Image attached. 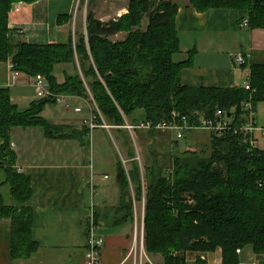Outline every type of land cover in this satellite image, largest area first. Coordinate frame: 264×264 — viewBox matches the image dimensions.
Segmentation results:
<instances>
[{"label": "trees", "instance_id": "obj_1", "mask_svg": "<svg viewBox=\"0 0 264 264\" xmlns=\"http://www.w3.org/2000/svg\"><path fill=\"white\" fill-rule=\"evenodd\" d=\"M36 1L0 0V61L11 59L15 71L44 75L54 93L80 96L95 103L98 123L118 132L131 167L128 169L122 159L118 162L120 203L116 212L120 216L113 223L134 221V202L144 199L145 248L150 255H161L162 264H186L187 252H213L218 248L224 264H239L237 251L247 245L257 254H264V150L251 148L242 135L233 131L221 136L210 133V150L200 152L189 145L186 135L184 150L180 139L174 144L171 173L155 161L151 167H144L142 179L130 136L136 128L128 126L150 122L153 132L159 123H179L183 115L198 123L201 116L214 117L218 109L235 123L245 120L240 104L250 92L244 85L182 83V70L191 60L175 58L181 52L175 23L178 6L168 0H130L128 12L116 20L103 22L89 13L87 33H78L76 41L70 37L66 42L32 44L18 39L9 28V13L14 3ZM191 3L200 12L220 7L246 9L249 26L264 28V0ZM145 18L148 24L144 29ZM120 32L127 33L123 40L111 39ZM76 62L79 71L58 82L55 65ZM250 69L256 107L264 101V65L253 64ZM49 102L55 101L38 99L28 110L20 111L8 88L0 87V161L9 165L15 161L10 149L13 127L42 126L48 135L69 129L49 123L41 115ZM174 111L179 115H173ZM84 127L83 136L88 138L90 129ZM76 131L71 129L68 135H82ZM8 172L11 198L7 200L0 191V219L11 221L12 257L28 258L40 248L32 235V181L27 174L13 169Z\"/></svg>", "mask_w": 264, "mask_h": 264}, {"label": "crops", "instance_id": "obj_2", "mask_svg": "<svg viewBox=\"0 0 264 264\" xmlns=\"http://www.w3.org/2000/svg\"><path fill=\"white\" fill-rule=\"evenodd\" d=\"M168 1L178 6L175 23L181 52L175 58L191 60V64L182 70L183 84L242 87L249 78L250 67L264 65V28L250 27L249 23L244 25L249 18L248 10L220 7L200 12L191 0ZM129 3L130 0L17 2L9 13V28L18 39L32 44L66 42L70 37L74 39L77 31L87 33L88 13L109 22L126 14ZM143 24H148V18ZM124 38L123 32L112 37L113 40ZM239 53L247 60L246 65L235 62L233 55ZM67 64L72 66L71 74L79 71L78 62ZM69 72L67 69L62 74L55 72L58 82H63ZM0 87L8 88L12 102L20 111L28 110L38 101L34 76L15 71L11 59L0 61ZM69 98L70 108L49 102L41 112L49 123L69 127L68 132L48 135L42 126H16L11 130L10 149L16 158L11 165L0 161V191L10 200L9 169L31 177L32 235L40 248L28 258L14 259L11 221L0 219V264H85L86 222L93 212L98 219L99 232L105 237L101 264H137L138 250L144 249L138 237L139 222L144 225V199L134 202V221L113 223L120 216L116 212L120 203L118 162L122 159L128 169L131 167L122 139L115 128L107 124H99L89 132L88 138L83 136L84 121L90 117L92 103L80 96L70 95ZM256 124L264 127V101L256 105ZM71 129L82 135H68ZM203 133L210 137L207 131L187 133L189 145H205L197 136ZM130 136L142 179L144 167H151L156 161L166 168L172 160L174 144L178 141L173 131L136 129L130 131ZM254 137L256 147L264 150L263 133L256 130ZM152 147L157 155L152 152ZM143 237L145 247V230ZM203 253L222 259L221 248L213 252L190 251L186 253V264H207L206 261L199 262ZM239 262L264 264V254H257L251 245H247L240 249Z\"/></svg>", "mask_w": 264, "mask_h": 264}, {"label": "built area", "instance_id": "obj_3", "mask_svg": "<svg viewBox=\"0 0 264 264\" xmlns=\"http://www.w3.org/2000/svg\"><path fill=\"white\" fill-rule=\"evenodd\" d=\"M249 18L244 21V25H248ZM236 63L241 65H246L247 60L244 56L239 53L233 55ZM34 85L37 90V98H51L54 99L55 103L61 104L66 108H70V95L57 94L54 93L49 86V83L44 75L37 74L34 76ZM245 89H247L250 94L247 99L242 100L240 107L245 113V120L241 123H235L230 116L226 114L225 111L218 109L214 117L206 118L200 117L198 123L191 122L187 115H183L181 121L178 123H159L155 128L169 129L176 134L177 139H183L188 131H207L213 133L217 136H221L227 132L233 131L236 134L242 135L244 143L250 145L251 148L256 147V140L254 137V132L260 130L264 135V127H258L256 124V107L253 101V94L256 91L251 87L250 79L244 84ZM92 110L90 117L84 121V123L89 127L90 131H93L99 126L97 114L94 109H97L95 103H92ZM173 115H179L175 111ZM129 129H151L153 126L150 122H142L136 126H128ZM171 173V169H169ZM144 230V225H143ZM86 233H87V243H86V260L85 264H101V251L105 243V237L99 232V225L96 220L95 213L93 212L87 219L86 222ZM137 233V229H136ZM137 237V234H136ZM144 238V237H143ZM141 239V248H144V239ZM240 252V249L237 251ZM202 261H206L207 264H224L223 259H217L215 256L211 257L207 253H203L200 256ZM239 264H244L239 262Z\"/></svg>", "mask_w": 264, "mask_h": 264}, {"label": "rangeland", "instance_id": "obj_4", "mask_svg": "<svg viewBox=\"0 0 264 264\" xmlns=\"http://www.w3.org/2000/svg\"><path fill=\"white\" fill-rule=\"evenodd\" d=\"M85 1L86 0H83V3H85ZM81 9H84V7L81 6ZM143 26H144L143 28L145 29L146 28V25L143 24ZM82 32H84V31H81L80 30V31H77L76 32L74 41H76L78 39V33H82ZM123 34H124V37H126L127 33L126 32H123ZM70 65L71 64L60 63V64L56 65V67L54 68V73L56 72V73L60 74L61 72H63L64 69H67L68 72H69L72 69L71 68L72 66H70ZM68 74H71V73L69 72ZM36 93H37V90H36ZM197 136L199 137V139L201 141H203V143H205V145H203L201 147H197L196 150L199 151V152L202 151V150H205V151L210 150L209 146L206 145V141H209L210 137H208V135L205 134V133L199 134ZM188 140H189V137H188ZM186 141L187 140L185 138L179 140V144L182 145L181 149H183V150L186 148ZM153 153L156 154V149H155V152H153ZM156 155H153V156L155 157ZM171 161H169L168 165L166 164L167 165L166 166V169H170L171 168V166L173 164V162L171 163ZM8 199H10V197H8ZM138 237H139V239H142L143 238V225H142L141 221L139 222V227H138ZM145 249L146 248L144 247V249L138 250V252H139V255L138 256L139 257H138L137 264H146V263H150V264H162L163 263V258H162L161 255H150V254L147 253V251Z\"/></svg>", "mask_w": 264, "mask_h": 264}]
</instances>
